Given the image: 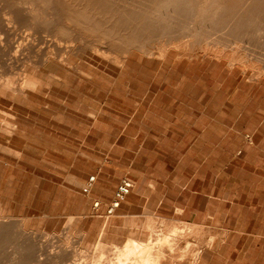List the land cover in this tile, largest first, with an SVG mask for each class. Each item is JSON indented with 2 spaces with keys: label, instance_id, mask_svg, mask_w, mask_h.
I'll list each match as a JSON object with an SVG mask.
<instances>
[{
  "label": "rangeland",
  "instance_id": "374dc122",
  "mask_svg": "<svg viewBox=\"0 0 264 264\" xmlns=\"http://www.w3.org/2000/svg\"><path fill=\"white\" fill-rule=\"evenodd\" d=\"M239 1L256 10L238 19L242 28L214 21L221 32L193 38L230 50L236 39L264 66V0ZM193 5L173 22L174 39L186 34ZM179 54L134 50L123 65L75 57L76 69H31L38 84L27 99H0L18 122L14 135L0 133V215L35 233L22 264L58 247L67 258L51 264L114 262L129 237L152 239L168 255L162 238L183 249L188 232L213 239L198 264H264V74L251 79L224 58ZM124 179L130 192L111 211ZM1 239L6 264L23 241Z\"/></svg>",
  "mask_w": 264,
  "mask_h": 264
},
{
  "label": "bare ground",
  "instance_id": "6f19581e",
  "mask_svg": "<svg viewBox=\"0 0 264 264\" xmlns=\"http://www.w3.org/2000/svg\"><path fill=\"white\" fill-rule=\"evenodd\" d=\"M189 2L190 0H6L0 2V99L5 96H11L15 102L27 99L31 90L38 84L31 69L36 71L52 64L68 65L76 69L73 61L70 60L84 55L123 65L134 50L165 58L173 46L179 48L180 56L191 58L203 54L224 58L230 66H238L241 75L247 73L251 79L264 74V66L252 63L253 60L246 53L247 49L243 47L242 42L235 39V48L230 50L228 48L230 45L227 43H223L222 46L218 44L219 41L202 44L198 39L193 38L201 34L202 30L211 32L219 30L215 28L214 21H219L221 26L222 21L226 22L223 25L227 29L240 28V21L237 24L236 22L238 19L242 20L243 16L255 12L254 5L244 6L239 0H195L186 34L174 39L173 22L184 13ZM250 2L247 0V3L251 4ZM262 20L264 23V19ZM263 25H259V30L264 35ZM20 27L33 33L20 30ZM155 34H159V39L154 42L152 40L156 37ZM184 37L186 39H183ZM146 40H149V43ZM36 41L45 43V46L37 48ZM16 119L13 111H7L0 106V133L14 135L18 128ZM11 219L10 215H0V237L5 241V238L11 234L17 237V240L20 238L23 244L17 249L14 248L15 252L11 259L5 263L22 264L23 253L28 250L31 245L29 239L33 238L35 233L24 228V219H20L17 225H10ZM172 228L181 229L182 226L175 224ZM41 235L39 239H42ZM193 235L196 236L189 232L183 234V238L187 240V245L183 249L176 240L164 236L161 246L166 247L168 255L162 254V248L156 249L152 239L143 242L129 237L117 250L114 262L105 264H162L164 261L165 264H172V261L186 256H190L187 264H198L200 253L206 246H211L213 239L199 237L197 242L191 239ZM9 241L13 240L10 238ZM190 245H193L191 249H189ZM64 249L59 252L58 247L55 254V251L49 253L50 255L46 253L45 261L46 256L44 259L41 258L42 255L38 256L40 259L37 258L36 263L51 264L64 261L68 254ZM5 259L3 261H6Z\"/></svg>",
  "mask_w": 264,
  "mask_h": 264
},
{
  "label": "built area",
  "instance_id": "2783aa9c",
  "mask_svg": "<svg viewBox=\"0 0 264 264\" xmlns=\"http://www.w3.org/2000/svg\"><path fill=\"white\" fill-rule=\"evenodd\" d=\"M131 182L124 179L118 186L116 192V198L110 206L111 211L115 210L120 204V202L125 198V196L130 192Z\"/></svg>",
  "mask_w": 264,
  "mask_h": 264
}]
</instances>
